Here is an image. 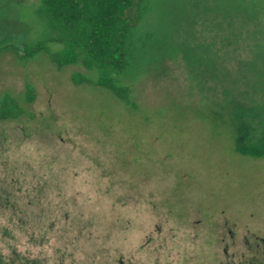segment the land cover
I'll list each match as a JSON object with an SVG mask.
<instances>
[{"label":"rangeland","instance_id":"1","mask_svg":"<svg viewBox=\"0 0 264 264\" xmlns=\"http://www.w3.org/2000/svg\"><path fill=\"white\" fill-rule=\"evenodd\" d=\"M38 3L0 0V96L24 109L0 120V264L238 261L264 237V156L234 147L264 116V0H148L118 76L134 105L25 56Z\"/></svg>","mask_w":264,"mask_h":264},{"label":"trees","instance_id":"2","mask_svg":"<svg viewBox=\"0 0 264 264\" xmlns=\"http://www.w3.org/2000/svg\"><path fill=\"white\" fill-rule=\"evenodd\" d=\"M148 0H39L36 17L44 21L49 34L25 51L47 53L50 62L60 70L66 65H79L89 74L74 71V85H94L109 90L127 105L131 87L119 75L131 64L129 41L134 29L147 11ZM59 44L56 50L49 44ZM34 87L27 82L25 100L34 99ZM24 113L18 100L9 92L0 96V120L17 119ZM245 130L240 128L234 140L236 151L251 157L264 156V116L251 111Z\"/></svg>","mask_w":264,"mask_h":264},{"label":"flooded vegetation","instance_id":"3","mask_svg":"<svg viewBox=\"0 0 264 264\" xmlns=\"http://www.w3.org/2000/svg\"><path fill=\"white\" fill-rule=\"evenodd\" d=\"M231 232L232 230L229 229L230 238H231L229 248L230 246L232 247L236 246L235 236ZM214 239H215L214 243L219 242L218 234L214 235ZM242 243H244V251L241 253L240 259L238 261L235 260L236 252L232 250L230 252V261L227 264H264L263 236L259 234H253L252 237L243 236ZM223 252H228V248L224 247ZM199 256L200 257L198 264L207 263L203 259V252L199 253ZM212 259L213 260L211 264H217L218 261L217 258L215 256H212Z\"/></svg>","mask_w":264,"mask_h":264}]
</instances>
